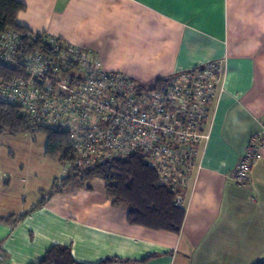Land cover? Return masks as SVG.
Instances as JSON below:
<instances>
[{
	"label": "crops",
	"instance_id": "crops-1",
	"mask_svg": "<svg viewBox=\"0 0 264 264\" xmlns=\"http://www.w3.org/2000/svg\"><path fill=\"white\" fill-rule=\"evenodd\" d=\"M17 1L20 26L92 50L106 72L152 86L216 63L221 81L179 234L131 224L100 177L47 195L69 165L46 158L48 138L38 145L28 134L27 157L9 148L0 160L4 264H35L55 245L80 264H264V148L246 185L231 176L251 140L264 138V0Z\"/></svg>",
	"mask_w": 264,
	"mask_h": 264
},
{
	"label": "built area",
	"instance_id": "built-area-1",
	"mask_svg": "<svg viewBox=\"0 0 264 264\" xmlns=\"http://www.w3.org/2000/svg\"><path fill=\"white\" fill-rule=\"evenodd\" d=\"M20 40L14 31L0 35V62H20L26 71L0 84V102L21 106L38 127L70 131L76 166L143 155L159 185L170 187L182 207L197 148L209 139L204 126L220 86V67L210 63L178 73L152 90L124 73L104 71L90 49L43 36L45 50L18 56ZM263 148L264 138L251 140L232 172L234 181L246 185Z\"/></svg>",
	"mask_w": 264,
	"mask_h": 264
},
{
	"label": "trees",
	"instance_id": "trees-1",
	"mask_svg": "<svg viewBox=\"0 0 264 264\" xmlns=\"http://www.w3.org/2000/svg\"><path fill=\"white\" fill-rule=\"evenodd\" d=\"M25 9V4L20 1L0 0V35L8 31L17 32L20 35L18 56H25L36 50H45L42 43L43 36L34 35L28 28L17 23L19 13ZM33 37H37V40H34ZM25 74L26 71L20 62L14 66H7L0 62V84L10 83ZM165 83L166 80H159L154 85L147 87L153 90ZM39 132L47 134L46 158L69 165L67 175L55 180L54 187L47 195L60 193L70 185L100 177L104 180L105 190L112 198L113 204L127 207L128 221L131 224L142 225L155 231L175 234L181 232L185 210L175 204L176 193L170 187L159 185L156 172L146 165L143 155L137 154L128 159L114 160L105 165L90 168L76 166L74 161L77 160V154L73 147L70 131H55L38 127L33 124L21 106L0 102V135H34ZM42 194L43 201L37 207L45 201V193ZM24 216L25 214L11 218L18 221ZM0 255L3 258L5 256L1 249ZM116 261V259H108L100 264H111ZM35 264L80 263L74 259L69 247L55 245Z\"/></svg>",
	"mask_w": 264,
	"mask_h": 264
},
{
	"label": "rangeland",
	"instance_id": "rangeland-1",
	"mask_svg": "<svg viewBox=\"0 0 264 264\" xmlns=\"http://www.w3.org/2000/svg\"><path fill=\"white\" fill-rule=\"evenodd\" d=\"M219 75L221 76V73ZM26 135L28 134L19 136H10L7 134L0 135V160L2 161V158L9 153V148H13V151L16 153L17 159H24V157H27L28 153L24 150L25 147H23V144H25L26 141L28 142V140H24V137H26ZM31 137L36 138L35 143H38L39 145V142L44 141L41 140V137L47 138V134L45 132H39L32 135Z\"/></svg>",
	"mask_w": 264,
	"mask_h": 264
}]
</instances>
